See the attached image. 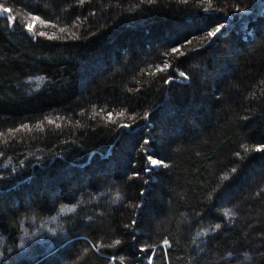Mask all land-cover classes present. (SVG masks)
Wrapping results in <instances>:
<instances>
[{
    "label": "trees",
    "instance_id": "1",
    "mask_svg": "<svg viewBox=\"0 0 264 264\" xmlns=\"http://www.w3.org/2000/svg\"><path fill=\"white\" fill-rule=\"evenodd\" d=\"M255 1L0 0V264H264Z\"/></svg>",
    "mask_w": 264,
    "mask_h": 264
},
{
    "label": "snow or ice",
    "instance_id": "2",
    "mask_svg": "<svg viewBox=\"0 0 264 264\" xmlns=\"http://www.w3.org/2000/svg\"><path fill=\"white\" fill-rule=\"evenodd\" d=\"M9 11H10L9 8H7V7L3 8V12L7 13V12H9ZM34 19H35V18H34ZM221 28H222V26L216 28V30L210 32L209 35L212 36V37H216L217 34L221 32ZM32 30H33V25H29L28 28H27V31L32 32ZM40 35H44V33H40ZM49 39H54V37H49ZM177 51H178V49H177ZM180 76H182V77L185 76V73L181 72V73H180ZM121 115H122V113H121ZM109 118H111V117H109ZM49 123H52V121H49ZM125 127H127V125H125ZM158 163H160V162L157 161V160H152V164H153V165H156V164H158ZM165 166H166V165H165ZM216 227L218 228L219 225H216ZM116 243L119 244L120 241L117 240ZM165 243H167V241H165Z\"/></svg>",
    "mask_w": 264,
    "mask_h": 264
},
{
    "label": "rangeland",
    "instance_id": "3",
    "mask_svg": "<svg viewBox=\"0 0 264 264\" xmlns=\"http://www.w3.org/2000/svg\"><path fill=\"white\" fill-rule=\"evenodd\" d=\"M255 5H258V0L255 1ZM227 18H229V19L231 20L230 17H227ZM231 21H232V20H231ZM231 21H230V22H231ZM227 24H228V23H227ZM28 81H29V83H30L31 86L36 87V86H38V85L40 84V82L42 81V79H41L40 77H35V78H30ZM150 164L153 165V164H152V161L150 162ZM44 231H45V230H44ZM46 231H47V230H46ZM49 231H50V230L48 229V232H49ZM43 235H44V233H43V234H40V233H39V234L37 235V237H38V238H42ZM28 239H29L28 236L25 235V236L23 237V244H24L26 241H28Z\"/></svg>",
    "mask_w": 264,
    "mask_h": 264
},
{
    "label": "water",
    "instance_id": "4",
    "mask_svg": "<svg viewBox=\"0 0 264 264\" xmlns=\"http://www.w3.org/2000/svg\"><path fill=\"white\" fill-rule=\"evenodd\" d=\"M0 15H3V16H5V14H3L2 12H1V10H0ZM218 17V19L220 20V21H222V22H224V23H230V19L229 18H227L226 16H223V15H220V16H217Z\"/></svg>",
    "mask_w": 264,
    "mask_h": 264
}]
</instances>
